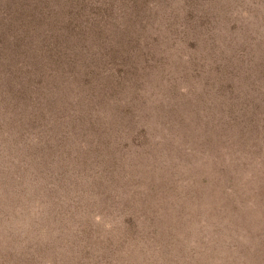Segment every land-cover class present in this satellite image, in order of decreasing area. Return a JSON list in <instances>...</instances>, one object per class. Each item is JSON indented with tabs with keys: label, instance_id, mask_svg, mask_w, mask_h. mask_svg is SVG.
<instances>
[{
	"label": "rangeland",
	"instance_id": "1",
	"mask_svg": "<svg viewBox=\"0 0 264 264\" xmlns=\"http://www.w3.org/2000/svg\"><path fill=\"white\" fill-rule=\"evenodd\" d=\"M104 8L97 22L91 8L87 28L79 22L58 42L60 77L36 78L33 95L52 104L50 139L10 153L12 120L35 111L0 103L3 257L264 264V138L241 144L237 126L216 119L220 108L264 114L244 72L264 63V0ZM80 42L96 55L73 71L62 51ZM241 150L231 161L227 154Z\"/></svg>",
	"mask_w": 264,
	"mask_h": 264
},
{
	"label": "trees",
	"instance_id": "2",
	"mask_svg": "<svg viewBox=\"0 0 264 264\" xmlns=\"http://www.w3.org/2000/svg\"><path fill=\"white\" fill-rule=\"evenodd\" d=\"M134 1L0 0V103H2L3 108H8L6 110H14L16 109L14 107H18L24 113H26L25 111H28V113L35 111L30 114L19 115L12 120L16 122V125L11 129V132H7L9 138L6 134L0 132L3 139L8 138L9 141L12 139V145L8 149L10 153L18 150V144L24 145L32 141L50 139L49 127L45 124L47 123L45 117L47 114L48 116L51 114V111L49 112L52 108L51 101L48 100L46 93H42V96L39 97H35L33 93L38 91L39 85L36 84L37 81L43 82L42 77L47 80L46 77H60L59 74H62L60 70L56 69L55 65L59 58V54H56L58 52L56 51L58 42L63 37L73 36L72 32L79 30V22L83 24L85 21L84 26L82 24L81 26L87 28L86 21L90 20L88 16L91 13V8L99 9V5L102 6L97 15L93 16V19L97 22L98 18L103 17L106 4H109L112 8L116 7L115 11L119 13L121 11L118 9L123 10L125 2L127 7H130ZM111 2L113 4H110ZM141 17L145 18L146 16L142 15ZM93 19L91 18L92 24L94 23ZM262 28L264 31V21H262ZM62 53L68 55V65L71 68L74 67V64L83 65L89 57L96 55H94L91 45L87 47L84 42H80L76 47L69 45ZM45 66L47 69H45ZM250 66L252 70L248 66L244 69V72L250 75L253 74V77H248L251 82L249 87L255 92L257 103L262 104L264 102V63L263 65L260 63L250 64ZM75 70L74 67L73 71ZM252 84H255V87ZM220 109L222 114L219 115L218 113L216 119H220L219 123L225 122L227 126L236 125L237 131L235 132L232 129L234 134H238L239 137L237 138L241 141V144L244 139H249L250 136L255 139L256 135H263L264 138V114L262 115L260 110L257 114L251 113V116L243 114L242 117H238L240 108ZM225 129L228 130L226 125ZM42 133L45 134L44 137H40ZM57 139L58 137H53L54 146ZM41 143L43 145V142ZM252 147H254L256 153L259 151L257 144L255 146L251 145V149L254 150ZM56 153L52 156V159L55 158L54 163L60 154L57 153L56 155ZM227 155L231 156V161L235 162L241 157L242 150ZM60 156L62 157L61 154ZM22 162L25 163L23 160ZM3 209L2 202H0V213ZM15 251H18V249L16 248ZM3 255L0 252L2 264H27L28 261L31 262L29 257L16 258L12 257V254L5 257ZM35 259L38 264H48V261H42L40 253L35 255Z\"/></svg>",
	"mask_w": 264,
	"mask_h": 264
}]
</instances>
